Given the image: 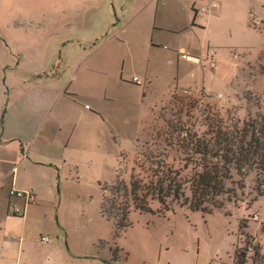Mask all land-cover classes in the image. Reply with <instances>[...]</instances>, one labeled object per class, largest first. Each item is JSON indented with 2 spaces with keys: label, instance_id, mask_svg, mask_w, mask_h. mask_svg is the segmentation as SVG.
Returning a JSON list of instances; mask_svg holds the SVG:
<instances>
[{
  "label": "crops",
  "instance_id": "0c3cea01",
  "mask_svg": "<svg viewBox=\"0 0 264 264\" xmlns=\"http://www.w3.org/2000/svg\"><path fill=\"white\" fill-rule=\"evenodd\" d=\"M118 11L126 24L145 27L150 46L194 65L192 56L203 59L197 51L162 45L160 33L210 36L217 26L264 34V0H0V264H187L167 249L135 261L118 245L113 223L101 211L96 220L83 215L68 186L97 160L115 184L126 153L110 156L104 148L118 136L108 127L105 68L76 60L80 29L96 24L101 34ZM218 45L208 49L212 65ZM142 80L122 82L144 86V98L151 80ZM12 190L33 200L11 199Z\"/></svg>",
  "mask_w": 264,
  "mask_h": 264
},
{
  "label": "rangeland",
  "instance_id": "374dc122",
  "mask_svg": "<svg viewBox=\"0 0 264 264\" xmlns=\"http://www.w3.org/2000/svg\"><path fill=\"white\" fill-rule=\"evenodd\" d=\"M117 14L101 34H97L96 24L81 28L76 53L82 68L106 70L110 90L106 116L108 127L118 136L117 140L106 138L105 152L110 156L119 150L126 152L121 154L118 172L128 185L134 168L144 182L167 169L179 173L184 182V198L169 204L172 211H165L157 201L150 202L151 214L133 210L131 226L118 245L137 262L167 249L176 261L187 264H209L217 259H221L217 264H239L236 253L247 250L246 264H264V196L257 197L256 173L244 178L241 191L232 183L240 182L241 177L232 172L233 179L226 181V186L236 190L237 196L232 201L226 196L218 198L225 203L222 210L209 204L212 215L190 209L192 183L204 164L203 156L197 154L198 145L219 131L235 134L264 116V34L217 26L210 36L160 33L157 40L162 45L197 51L203 59L195 54L192 57L199 61L194 65L172 49L150 46L145 27L126 24L127 14ZM215 44L221 48L216 65H212L208 49ZM135 76L141 80L150 77L144 98V86L122 82H132ZM109 178L97 160L91 169L84 168L77 180L68 179L83 215L98 219L102 195L111 198L114 184L110 185ZM103 179L109 184L102 181L99 188L98 181ZM104 226L112 236L114 227Z\"/></svg>",
  "mask_w": 264,
  "mask_h": 264
},
{
  "label": "trees",
  "instance_id": "16d2710c",
  "mask_svg": "<svg viewBox=\"0 0 264 264\" xmlns=\"http://www.w3.org/2000/svg\"><path fill=\"white\" fill-rule=\"evenodd\" d=\"M197 154L203 156L204 164L192 183V211L212 215L208 204L220 211L225 203L218 202V198L226 196L228 201H232L237 196L236 190L227 188L226 181L233 179V171L241 177V181L232 183L241 191L245 189L244 178L250 172L256 173L257 197L264 196V116L253 120L235 134L217 132L213 139L198 145ZM138 167L143 170L142 166ZM139 177L136 168L132 169L128 185L118 172L111 198L106 195L103 197L101 215L113 223L116 238L121 237L131 226L130 215L133 210L151 214L153 210L150 202L157 201L165 211H172L169 204L180 203L184 198V182L179 173L170 169L160 171L149 182ZM247 255V250L238 251L237 262L246 264Z\"/></svg>",
  "mask_w": 264,
  "mask_h": 264
},
{
  "label": "built area",
  "instance_id": "2783aa9c",
  "mask_svg": "<svg viewBox=\"0 0 264 264\" xmlns=\"http://www.w3.org/2000/svg\"><path fill=\"white\" fill-rule=\"evenodd\" d=\"M183 58L184 59H190L184 54H183ZM10 198L11 199H13V198H22V199H26L28 201H31V200H33V194H31L29 192H21V191H17V190H12L10 192ZM10 208H11V211L18 212V210H15V208H14V206H12V204L10 205ZM41 239H42L43 242L48 241L47 237H42Z\"/></svg>",
  "mask_w": 264,
  "mask_h": 264
}]
</instances>
